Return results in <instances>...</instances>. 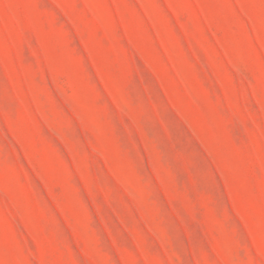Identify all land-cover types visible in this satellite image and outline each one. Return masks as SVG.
I'll list each match as a JSON object with an SVG mask.
<instances>
[{
    "label": "rangeland",
    "instance_id": "1",
    "mask_svg": "<svg viewBox=\"0 0 264 264\" xmlns=\"http://www.w3.org/2000/svg\"><path fill=\"white\" fill-rule=\"evenodd\" d=\"M0 264H264V0H0Z\"/></svg>",
    "mask_w": 264,
    "mask_h": 264
}]
</instances>
